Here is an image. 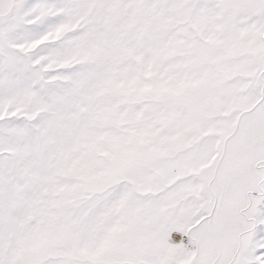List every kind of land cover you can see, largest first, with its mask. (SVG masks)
Returning <instances> with one entry per match:
<instances>
[{
  "label": "snow or ice",
  "instance_id": "snow-or-ice-1",
  "mask_svg": "<svg viewBox=\"0 0 264 264\" xmlns=\"http://www.w3.org/2000/svg\"><path fill=\"white\" fill-rule=\"evenodd\" d=\"M0 264H264V0H0Z\"/></svg>",
  "mask_w": 264,
  "mask_h": 264
}]
</instances>
